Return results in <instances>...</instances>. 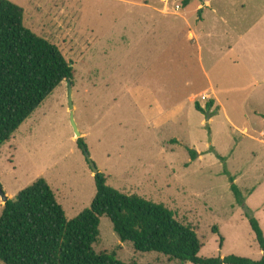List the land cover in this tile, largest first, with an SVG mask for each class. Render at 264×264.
<instances>
[{
  "label": "rangeland",
  "instance_id": "1",
  "mask_svg": "<svg viewBox=\"0 0 264 264\" xmlns=\"http://www.w3.org/2000/svg\"><path fill=\"white\" fill-rule=\"evenodd\" d=\"M12 1L24 7L25 25L57 44L76 74L0 147V184L9 199L45 178L72 219L96 196L94 163L112 187L164 203L193 226L203 243L200 256L260 259L263 252L230 177L264 231V119L254 112L256 100L247 97L227 33L247 28L241 15L262 13L263 0L212 1L227 20L220 26L212 9L204 15L197 10L204 0L186 7L183 0L170 3L181 5L178 13L184 7L196 32H206L197 39L204 68L216 85L227 86L221 97L238 127L217 103L211 107L202 99L208 80L196 39L189 38L182 18L165 15L178 13L166 11L161 0ZM194 94L200 95L193 101ZM70 95L87 151L71 123ZM3 205L0 197V217ZM93 247L126 262L183 264L122 242L106 215Z\"/></svg>",
  "mask_w": 264,
  "mask_h": 264
},
{
  "label": "trees",
  "instance_id": "2",
  "mask_svg": "<svg viewBox=\"0 0 264 264\" xmlns=\"http://www.w3.org/2000/svg\"><path fill=\"white\" fill-rule=\"evenodd\" d=\"M190 1L183 0V6ZM75 74L73 63L57 44L25 25L23 6L0 0V147L55 88L65 80L72 82ZM197 108L202 109L200 104ZM77 141L87 151L84 138ZM95 179L97 192L91 207L72 219L45 178L8 199L0 217V260L5 264H141L123 261L114 251L94 249L101 217L106 215L121 241L132 242L137 251L160 252L183 264H264L263 228L234 177H230L231 189L263 252L258 260L236 254L202 257L203 243L194 227L179 221L164 203L124 193L109 185L104 173L98 172Z\"/></svg>",
  "mask_w": 264,
  "mask_h": 264
},
{
  "label": "crops",
  "instance_id": "3",
  "mask_svg": "<svg viewBox=\"0 0 264 264\" xmlns=\"http://www.w3.org/2000/svg\"><path fill=\"white\" fill-rule=\"evenodd\" d=\"M212 1L214 0H204L203 3H200L197 6V10H200L202 14L205 10L212 9V11L215 14H218V16H220V17L217 16L218 19L217 21H215L217 22L215 24L220 26L219 23H224L227 20L226 18L222 16V14H220L219 8H214L215 6L213 5ZM240 1H245V0H240ZM263 3H264V0H263ZM241 4H240L241 10L242 9L245 10L246 8L245 5L243 3ZM163 5L165 8V4ZM225 6H228V5H225ZM184 7H182V10L179 13L175 12L178 14H165V15L178 16L182 18L184 22L189 26L188 36L189 38L196 39V45L198 44V47H199L200 63L203 67V71L208 80V86L204 90H202L201 95H208L209 99H206V100H208L209 103L212 101L213 106H215V103H217L219 108L225 111L227 120L231 124L235 125L231 116L228 115L226 104L223 101V98L221 97L224 91L228 90V88H226L227 86L224 85V87L221 88L219 85H216L213 82L209 72L206 70V68H204L203 56H202L203 49L199 41H197V39H200V37H202L203 34H205L206 32L205 31L196 32V30L192 26L191 21L186 16L188 12H183ZM155 9L157 10L158 8H155ZM157 11H159V9ZM263 11H264V4L262 8V13L256 16L250 15V13L249 15L247 13L245 15L242 14L241 22H243V24L247 28L241 29L239 31L233 30L232 31L233 35L230 33H227V35L229 38L232 37L231 39L232 45H231L230 51L233 52L232 56L233 58H235L233 60L234 63L238 64L239 66V68H237V73H241L240 75L241 79L245 77L244 79V82L246 85L245 87H247V89L249 90L247 97L248 98L251 97L256 100L255 103L258 107H255L254 112L255 114L261 116L264 119V12ZM203 15H200L199 17L201 20L204 19ZM207 34L210 36L211 32L209 31ZM199 95L200 94H194L191 96V99L194 101L199 97ZM242 131L247 133L248 128L244 127ZM261 134L264 135V132L262 131ZM260 140L261 142L264 143V139H260Z\"/></svg>",
  "mask_w": 264,
  "mask_h": 264
},
{
  "label": "water",
  "instance_id": "4",
  "mask_svg": "<svg viewBox=\"0 0 264 264\" xmlns=\"http://www.w3.org/2000/svg\"><path fill=\"white\" fill-rule=\"evenodd\" d=\"M70 90H71V86H70ZM69 105H70V119H71V123H72V126L74 128L76 137L80 138V137H82V133L80 132L79 127H78V125H77V123L75 121V117H74L75 106H74V103H73L71 95H70V99H69ZM92 167L94 169V172L97 174L98 173V169L96 168L94 163H92ZM0 197H1V199H2V201L4 203H6L8 201V199H9V196L4 192L1 184H0Z\"/></svg>",
  "mask_w": 264,
  "mask_h": 264
},
{
  "label": "built area",
  "instance_id": "5",
  "mask_svg": "<svg viewBox=\"0 0 264 264\" xmlns=\"http://www.w3.org/2000/svg\"><path fill=\"white\" fill-rule=\"evenodd\" d=\"M165 4V10L167 11L168 8H171L173 12H178L181 9V5L178 3H174L171 5V0H161ZM202 99L206 100L209 99L208 95H202Z\"/></svg>",
  "mask_w": 264,
  "mask_h": 264
}]
</instances>
